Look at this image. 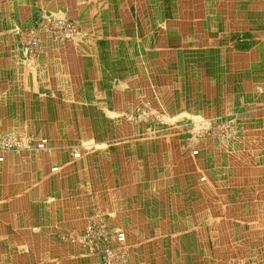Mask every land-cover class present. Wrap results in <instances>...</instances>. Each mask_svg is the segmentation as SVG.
<instances>
[{
  "label": "crops",
  "instance_id": "obj_1",
  "mask_svg": "<svg viewBox=\"0 0 264 264\" xmlns=\"http://www.w3.org/2000/svg\"><path fill=\"white\" fill-rule=\"evenodd\" d=\"M46 14L76 20L80 37L44 35L37 56H22L14 30ZM192 64L201 111H213L229 81L231 93L250 88L247 151L234 157L228 188L176 184L174 168L158 185L163 158L153 152L71 163L63 145L112 141L113 117L154 89L170 111L189 106L178 90L190 87ZM26 127L48 145L40 155L0 151V263L31 264L15 257L49 255L57 235L91 219L144 240L140 264H264V0H0V128L15 136Z\"/></svg>",
  "mask_w": 264,
  "mask_h": 264
},
{
  "label": "rangeland",
  "instance_id": "obj_2",
  "mask_svg": "<svg viewBox=\"0 0 264 264\" xmlns=\"http://www.w3.org/2000/svg\"><path fill=\"white\" fill-rule=\"evenodd\" d=\"M62 19L74 21L79 29L76 20L52 14H46L36 19L31 26H18L14 30V35L19 43L20 54L27 57L37 56L44 35L57 41L73 42L77 40L81 34L80 29L77 35H69L56 24L58 20ZM238 35L241 36V33ZM34 43L35 45H32ZM248 49L249 47L242 46L236 48L237 51L242 52L239 57L243 53V55H247L245 52ZM186 66H188L186 75L188 79L186 80L190 87L178 90V92L185 95L184 103L190 102L189 106H184L178 111H170L167 104L164 103L165 100L159 97L157 90L154 89L151 98L143 100L142 103H135L132 100L129 109L113 117V121L119 125H117V134L112 141L104 143L99 137L96 138L95 134L94 136L72 139L63 145L66 147L65 153L71 155V163L81 160L86 155L103 151L119 152L121 155H139V153L151 155L153 152L163 158L161 162L159 161L160 165L158 166V185L166 183V175L170 174L171 168H174L176 184H192L193 188L204 190L210 188V185H214V179H216L219 181L217 186L223 189L228 188L233 175L237 174L234 171L236 162L234 157L240 155L241 152L246 155L247 151L245 139L241 140L243 135L241 124L246 120V116L243 115L249 114L250 106L247 94L250 88L241 89L238 94H236L237 92L231 93L234 88L229 81L230 85L223 86L222 93L219 91V96H217L218 92L213 94V102H217L212 106L213 111H201L198 108V92L194 88L195 81H199L196 78L199 77L198 66L196 64ZM184 70L186 71V68ZM213 82L215 81H211L212 86ZM166 98L170 101V94ZM102 129L100 128L98 131ZM26 130L24 133L12 136L13 134L6 133V130L0 128V151H3L1 144L8 137L18 139L20 143L17 149L10 151H28L25 149V140H29L33 145L37 144V141L39 143L45 141V148L47 147V138L43 133H37L38 130L42 131L41 129L26 127ZM86 144L94 145L90 150H87ZM36 151L38 152L34 155L41 154V150ZM195 152L197 154H194ZM76 154L79 155L78 158H75ZM168 155H170L169 158ZM169 182H171L170 179ZM92 227H104L110 235L118 232L110 229L102 221L95 223L89 219L83 231L57 235L54 244H50L51 254L38 257L16 256L15 259H32L31 264H100L99 255L91 250V244L84 239L85 233L89 229H93ZM115 229H122L120 232L126 235L121 260L125 264H140L135 253L144 240L138 239L134 232H129L124 228L117 227ZM108 242L110 245L116 246L113 238L108 237ZM0 259H3V256Z\"/></svg>",
  "mask_w": 264,
  "mask_h": 264
},
{
  "label": "built area",
  "instance_id": "obj_3",
  "mask_svg": "<svg viewBox=\"0 0 264 264\" xmlns=\"http://www.w3.org/2000/svg\"><path fill=\"white\" fill-rule=\"evenodd\" d=\"M58 26H60V29L63 31H66L69 33V35H74L79 32V29L77 28L76 23L73 21H67V20H58L56 23ZM32 45H35L32 44ZM18 139L13 138H7L3 143L1 144V148L3 151H10L12 149H17L18 145L20 144L18 142ZM25 149L26 150H43L45 148V141H42L36 145H33L29 140H25ZM194 154H197L196 152ZM79 155L76 154L75 158H78ZM2 158L0 157V162H2ZM58 169L53 168L52 172H56ZM89 229L85 235L84 239L87 240L88 243L91 244V250L100 257V264H125L121 260V255H123V245L126 241V235L123 232H116L112 235L104 228H94ZM108 237H111L114 239L116 246H112L108 242Z\"/></svg>",
  "mask_w": 264,
  "mask_h": 264
}]
</instances>
